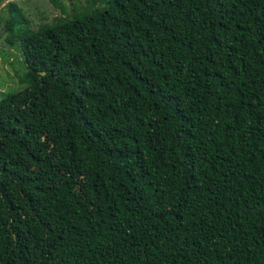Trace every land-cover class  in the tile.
<instances>
[{
    "label": "trees",
    "instance_id": "obj_1",
    "mask_svg": "<svg viewBox=\"0 0 264 264\" xmlns=\"http://www.w3.org/2000/svg\"><path fill=\"white\" fill-rule=\"evenodd\" d=\"M7 38L0 264H264V0H90Z\"/></svg>",
    "mask_w": 264,
    "mask_h": 264
},
{
    "label": "rangeland",
    "instance_id": "obj_2",
    "mask_svg": "<svg viewBox=\"0 0 264 264\" xmlns=\"http://www.w3.org/2000/svg\"><path fill=\"white\" fill-rule=\"evenodd\" d=\"M57 1L62 7L56 6L52 0H0V100L5 93L20 91L25 87L19 84L17 78L25 67L19 56L20 42L8 45L7 37L21 32L33 33L44 24L74 15L90 3V0ZM13 7L21 11L26 23H21L20 18H13L17 15ZM8 22L14 24V31L5 28Z\"/></svg>",
    "mask_w": 264,
    "mask_h": 264
}]
</instances>
